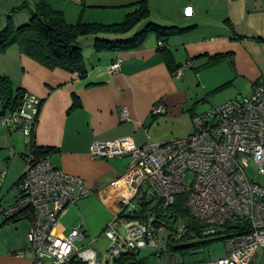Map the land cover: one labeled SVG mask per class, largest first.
I'll list each match as a JSON object with an SVG mask.
<instances>
[{"label":"crops","instance_id":"1","mask_svg":"<svg viewBox=\"0 0 264 264\" xmlns=\"http://www.w3.org/2000/svg\"><path fill=\"white\" fill-rule=\"evenodd\" d=\"M30 1L34 4L37 0ZM46 1L52 9L62 12L70 24L79 21L115 24L123 22L140 0ZM147 6L148 17L134 29L148 21L189 28L165 39L170 63L159 49L155 33L148 34L134 49L97 52L92 47L89 56L84 57L86 71L82 75L61 67L46 68L23 54L17 45L0 50V75L10 79L8 93L14 95L20 89L42 101L30 143L0 122L2 206L16 201L17 181L25 169L26 156L38 151L34 146L43 150L53 148L46 152L49 161L83 178L93 190V195L69 204L59 214L62 224L58 223L57 230L67 233L83 223L84 242L94 238L98 241L120 209L118 188L130 159L128 156L93 158L89 151L94 141L130 137L136 145H142L149 140H161L155 132L160 119L186 117L191 122L194 114L201 113L193 98L189 102L184 95L193 86L194 76H198L200 86L197 102L225 86L232 88L229 99L247 97L264 79V0H147ZM21 17L23 21L28 19L27 14ZM3 26L4 22L0 30ZM116 58L122 59L121 67L111 73L109 66ZM186 63L190 65L182 77H175L172 69ZM159 103L164 105L165 112L155 116L152 109ZM123 109L127 110L125 118ZM7 111L0 96V117ZM93 212H100L101 221L94 222ZM21 219L30 221L27 217H17L14 222ZM26 247L27 237L25 240L23 235L0 252V264H33L19 256ZM27 253L30 252L25 250ZM224 254L225 249L209 260L188 262L182 256V263L215 260ZM249 264H264V249L257 250Z\"/></svg>","mask_w":264,"mask_h":264},{"label":"built area","instance_id":"2","mask_svg":"<svg viewBox=\"0 0 264 264\" xmlns=\"http://www.w3.org/2000/svg\"><path fill=\"white\" fill-rule=\"evenodd\" d=\"M121 63L116 58L109 72L119 71ZM189 65L178 66L173 75L182 77ZM41 106L40 98L23 92L20 105L9 108L0 121L30 143ZM164 112L161 103L152 109L155 116ZM122 116H127L126 109ZM191 121L188 135L166 142L136 145L130 137H121L91 144L93 158L130 159L118 188L120 209L103 232L109 246L101 254L93 247L97 239L84 242L83 223L67 233L57 230L59 214L93 195V190L83 178L51 163L46 153L27 154L16 201L0 205V216L30 219L25 250L32 254L33 264H117L129 253L158 248L157 232L174 223L176 197L185 195L193 219L209 226L229 222L237 229L224 240V256L182 264H249L255 252L264 249V185L249 178L243 158L249 157L256 172L264 175V79L249 96L214 105ZM152 200L158 204L150 211L145 204ZM184 231L185 226L178 225L173 238L179 239Z\"/></svg>","mask_w":264,"mask_h":264},{"label":"trees","instance_id":"3","mask_svg":"<svg viewBox=\"0 0 264 264\" xmlns=\"http://www.w3.org/2000/svg\"><path fill=\"white\" fill-rule=\"evenodd\" d=\"M25 8L30 10L29 20L21 25H15L12 20V13ZM148 12L147 0H140L135 3V8L127 14L126 19L121 23L101 24L79 21L70 24L66 21L62 12L52 9L46 0H37L33 6L25 1L14 8L11 14H8L7 23L0 30V50L17 45L23 54L46 68L61 67L82 75L86 69L84 67L83 51L78 42L80 37L94 35L93 49L100 52L137 48L148 34L155 33L159 41L164 43L162 47L159 46V49L165 52V59L167 63H170L171 58L165 49V39L172 35L185 33L189 28L166 27L148 21L130 35L129 33L133 31L134 27L148 17ZM174 70L172 69V71ZM9 89L10 79L5 75H0L1 102L4 107L12 109L20 105L24 91L18 89L17 93L13 95L8 93ZM34 148L38 150L37 155L53 149L43 150L37 146H34ZM152 201H147L145 204L150 211L158 204L157 202L155 206L149 207ZM173 210L175 212L173 215L174 223L184 221L187 217H190V220L188 224L184 225L185 231L177 240L173 238L177 228L171 227L172 233L168 236L167 248L172 254L178 253L183 257L190 256L197 253L203 246L211 243L212 240H225L234 229H237L229 222L221 226H209L193 219L186 207L185 195L176 197ZM16 219H3V223L15 221ZM159 226L157 224V228ZM210 231H214L215 234H209ZM206 236L217 238L203 240ZM171 241L179 242V244ZM137 256L138 252L129 253L120 259L117 264H146L144 259Z\"/></svg>","mask_w":264,"mask_h":264},{"label":"rangeland","instance_id":"4","mask_svg":"<svg viewBox=\"0 0 264 264\" xmlns=\"http://www.w3.org/2000/svg\"><path fill=\"white\" fill-rule=\"evenodd\" d=\"M25 1H28V0H0V25L2 22H4V25H6L8 14H11L14 8L23 4ZM28 3L31 6L34 5L32 4L30 0L28 1ZM25 14H27L29 18L30 10L25 8L16 13H12L13 23L15 25H21L22 23L27 22L29 19H26L25 21H23L24 18L21 17ZM140 26L141 24H139L135 29H133V31H131L129 34L131 35L132 33H134ZM94 39H95L94 35H88V36L80 37L78 39L79 45L82 48L83 55L85 58L89 56L90 50L92 49L93 44H94ZM189 71H191V69H189ZM197 79H198V76H194L192 78L193 86L189 89L188 92L184 93V95L187 96V99H189L187 101L190 102L191 99L193 98L192 102L195 103V107L197 111L199 112L206 111L212 105L222 104L229 99V96L232 92V88H230L229 86H225L219 90H216V91L213 90L212 92L206 95V98L204 100L197 102L196 96L199 91L198 88H200V86L198 85ZM184 95H183L184 97L183 102L186 104L187 102H186V98ZM245 95L247 94H243V96ZM159 122H160L159 125H156L155 132L157 133L159 138H161V140L157 142L172 140L177 137L186 136L192 131V128H193L192 121L190 122L189 118H186V117H181V118H177L173 120H165L163 118V119H160ZM16 133H19V132L16 131ZM243 160L244 162L249 164L247 168V174L249 175V178L255 183L264 185V175H261L256 172L254 166L251 163V159L249 157H244ZM190 175L191 174H189V176ZM155 203H156V200L152 201L149 207L154 206ZM92 216H95V218H92L94 219V222L101 221L100 212H98L97 214L93 212ZM189 220H190V217H187L185 218L184 221H181V222L179 221L176 223L169 222L168 226L158 231L155 236V240L157 242L158 248H153V247L144 248L141 251H139L138 257L144 259L146 264H178L179 262L182 263L183 257L181 255H179L178 253H175L173 255L168 250L167 240H168V236L172 233V228H177L178 225L180 227L182 225H186L189 223ZM22 222H24L23 225L21 224ZM61 224L62 222L59 223L60 226ZM28 227H31V221H29L28 219H21L20 221H17V222L8 221L6 223H3V218L2 216H0V252L5 250V247L10 246L16 240H21L23 235L26 240V237H27L26 233H27ZM57 229L59 230L58 225H57ZM213 238H217V237L206 236V238L204 237L203 240L205 239L212 240ZM171 242L175 244H179V242H176V241H171ZM224 244H225L224 240H219V239L212 240L211 243L203 246V248L200 249L197 253L184 257L185 259L184 261L188 262L190 260H209L215 257L218 253H220L224 249ZM94 245H95L94 246L95 249H97L99 252H103L109 246V241L106 239L105 236H101L99 237V240L97 241V243ZM161 247L163 248V251L160 249ZM19 256H21L23 259L26 258V259L31 260V262H33V256L30 253H27L25 257L22 255H19Z\"/></svg>","mask_w":264,"mask_h":264},{"label":"water","instance_id":"5","mask_svg":"<svg viewBox=\"0 0 264 264\" xmlns=\"http://www.w3.org/2000/svg\"><path fill=\"white\" fill-rule=\"evenodd\" d=\"M209 234H214V231H210Z\"/></svg>","mask_w":264,"mask_h":264},{"label":"bare ground","instance_id":"6","mask_svg":"<svg viewBox=\"0 0 264 264\" xmlns=\"http://www.w3.org/2000/svg\"><path fill=\"white\" fill-rule=\"evenodd\" d=\"M9 109V108H8ZM26 162V161H25ZM77 202V201H76ZM215 234V233H214ZM28 244V243H27ZM105 251V250H104Z\"/></svg>","mask_w":264,"mask_h":264}]
</instances>
